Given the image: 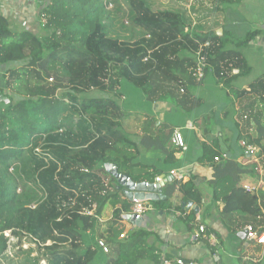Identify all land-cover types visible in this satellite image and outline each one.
<instances>
[{
    "label": "trees",
    "instance_id": "16d2710c",
    "mask_svg": "<svg viewBox=\"0 0 264 264\" xmlns=\"http://www.w3.org/2000/svg\"><path fill=\"white\" fill-rule=\"evenodd\" d=\"M35 1L45 6L41 34L13 29L0 16V65H10L3 91L11 99L0 107V264H164L152 232L140 227L120 238L134 202L123 198L105 165H116L133 182H153L162 170L133 163L129 149H159L172 170L176 160L167 146L173 129L144 136L140 145L131 141L122 129L127 112L120 106L121 85L128 82L150 102L168 99L191 113L205 102L190 90L212 77L231 97L249 102L239 117L255 123L256 137L248 136L246 144L262 149L264 76L238 87L254 71L243 50L257 33L236 40L224 28L228 7L241 0ZM126 22L139 37L118 34ZM94 91L106 96L92 97ZM214 118L211 112L200 119L203 135L211 133ZM201 146L200 163L213 168V201L226 215L252 220L262 233L264 192L258 196L241 185L258 166L217 162V144ZM176 189L175 179L167 183L168 199L151 202L153 207L170 208ZM181 192L183 202L203 206L194 182ZM107 205L113 214L105 232L88 237ZM177 210L190 228L197 224L194 211ZM211 233L206 230L205 241ZM27 241L35 248H25Z\"/></svg>",
    "mask_w": 264,
    "mask_h": 264
},
{
    "label": "crops",
    "instance_id": "0c3cea01",
    "mask_svg": "<svg viewBox=\"0 0 264 264\" xmlns=\"http://www.w3.org/2000/svg\"><path fill=\"white\" fill-rule=\"evenodd\" d=\"M18 1L0 0V16L5 17L8 22L11 21ZM247 1L241 0L240 3L228 7L227 22L224 28L236 40H243L248 34L257 33L256 38L243 50V53L252 63L254 72L261 77L264 76V0H256L255 9L248 5ZM25 18V28L18 27L15 23V25L12 24V28L34 33L41 31L40 17L32 8L27 7ZM220 30L223 31V29ZM8 68L10 66L0 65V92L5 90V74ZM236 72L234 74H237ZM124 83L123 81L121 85L123 99L120 101V106L124 109V101L127 102V111L124 109L127 117L122 120V129L129 139L140 145L144 136L162 135L164 128H171L173 132L175 129H181L188 147L187 151H179L170 140L167 148L174 153L176 160L172 170L165 164L167 155L159 149L140 146L136 154H132L129 149V154L134 156L133 163L148 166L153 170H162L159 176H164V181L172 176V180L175 179L176 182L177 189L170 199V208L167 206L153 207V210L145 213L141 221V228L154 234L152 241L158 248L157 254L161 261L163 263L164 261L173 262L178 258H183L195 260L201 264H264V245L248 240L245 233L248 226L253 227V221L243 216L223 213L224 205L213 201V190L209 185V181L213 178L212 165L202 164L199 161L203 156L201 142L211 145L216 143L220 155L226 156L228 160H234L245 167L256 165L258 171L260 170L258 159L256 158L253 164V159H250L251 154H247L242 146V142L247 143L248 136L256 137L255 123L243 121L239 117L240 110L243 111L250 107L249 102L237 101L230 96L228 88L219 85L214 78L209 77L203 85L190 90L193 97L203 100L205 104L187 113L168 99L150 102L146 96L141 95L139 90L128 88L129 95L137 97L130 101L128 93L123 89ZM246 84H248L246 81H242L238 87ZM258 106L263 113L264 123V110L261 105ZM211 112L215 115L211 133L203 135L200 119ZM254 148L257 150L261 147L255 146ZM260 173L257 177H252L253 175L245 177L241 183L242 186L256 188L254 193L258 196L264 192V177ZM191 181L195 183L203 197V206L193 203L198 208V212H195L197 224L201 223L206 230L212 231L208 238L206 235V241L199 233L200 225L193 224L190 228L191 224L184 220L186 215L177 210L178 207H182L183 203L182 187ZM169 182L171 181L167 183ZM113 183L115 187L121 189L117 180ZM121 194L127 199L122 189ZM112 214L113 208L107 205L100 217L101 222L108 223ZM130 217H127L123 223V233L126 235L140 228L130 220ZM234 230L239 231L235 234ZM141 264L153 263L144 261Z\"/></svg>",
    "mask_w": 264,
    "mask_h": 264
},
{
    "label": "built area",
    "instance_id": "2783aa9c",
    "mask_svg": "<svg viewBox=\"0 0 264 264\" xmlns=\"http://www.w3.org/2000/svg\"><path fill=\"white\" fill-rule=\"evenodd\" d=\"M10 1L15 2L16 0H7V2H10ZM15 7H16V9L14 11L13 17L10 19L11 21H9L11 23V25L15 23V24H17L18 27L23 26L25 28L24 20H26L25 13H26L27 7L32 8V10H34L37 13V15H39V17L41 18V22H42V19L44 17L43 9L45 8V6L41 2H38L35 0H19ZM50 81H52V80H50ZM9 105H11V99L8 96V94H6V91L0 92V107L5 108ZM171 141H172V145L177 150L182 151V152L187 151L188 147H187V144L185 142V138H184V135H183L181 129H175L174 130ZM242 146L246 149V151L249 154L253 153L252 152L253 148L251 146H248L245 142H242ZM227 160H228V158L224 155H219L216 158L217 162H225ZM164 180H165L164 176H157L153 182L147 181L145 183H146L147 187H149L150 185H153L155 189H159L160 185L164 182ZM128 181H131V179L129 178ZM245 189L252 192V193H254L257 190L256 188H250L249 186H245ZM151 210H153V205L151 204V202L142 201V200H135L134 206L132 208L131 216H135L136 217L135 221L140 222V221H142L145 213H147L148 211H151ZM199 233L204 236L206 234V227L203 225H200L199 226ZM245 233H246L248 240L256 241L258 244L264 245V230L261 233L260 229H254L252 226H248L246 228ZM6 235H8V234H6ZM126 237H127L126 234L120 235L121 239H124ZM206 238H208V237H206ZM98 246L100 249L103 250L104 253L108 254L110 252L109 247L106 244V241L104 239H100L98 241ZM164 264H201V263L198 261H195V260H185L183 258H178V259L174 260L173 262L167 261Z\"/></svg>",
    "mask_w": 264,
    "mask_h": 264
},
{
    "label": "water",
    "instance_id": "95a60500",
    "mask_svg": "<svg viewBox=\"0 0 264 264\" xmlns=\"http://www.w3.org/2000/svg\"><path fill=\"white\" fill-rule=\"evenodd\" d=\"M223 31H219V35H222ZM106 172L110 174L112 177H114L119 187L122 189L123 194L125 197L130 200L131 202H134L135 200H142V201H149V202H156L160 200H165L167 197L162 193L163 187L165 183L168 181H172L173 177L169 176L167 181H164L159 189H155L153 185H150L149 187L146 186L145 182L142 183H136L133 181H128L129 177L126 175H122L118 172L116 165L114 164H106L105 165ZM182 208L188 212L194 211L198 212L197 206H195L193 203H182ZM136 217L131 216L130 220L138 227H141V221L136 222ZM242 236H245V234H242ZM239 237H241L239 235ZM244 238V237H242Z\"/></svg>",
    "mask_w": 264,
    "mask_h": 264
},
{
    "label": "rangeland",
    "instance_id": "374dc122",
    "mask_svg": "<svg viewBox=\"0 0 264 264\" xmlns=\"http://www.w3.org/2000/svg\"><path fill=\"white\" fill-rule=\"evenodd\" d=\"M247 4L248 5H251L255 9L256 0H248L247 1ZM256 10L259 11V12H262L259 9H256ZM117 31H118V34H120L123 37L124 36L125 37H131V36H133L134 38H137L141 34V32L138 29H134L132 26L128 25V22H126V27L125 28L120 27V24H119ZM41 33H42V30L39 33H37V34H41ZM8 66H10V65H8ZM257 77H258L257 74L253 71V73L247 79H245L244 81H246L247 83H249V82L255 80ZM128 88H129V90H133V89L134 90H139V89H136L131 84H129L128 82H125L124 85H123V89L127 93L129 91ZM139 91L141 92V95L144 97L145 95L143 94V92L141 90H139ZM128 95H129V93H128ZM91 96L92 97H104V96H106V94L105 93H102V92H99V91H94V92L91 93ZM143 97H142V99H143ZM134 99H137V97H135L134 95H132V97H131L129 95L128 100L133 101ZM126 103L127 102L124 101V104H123L125 111H127V106H126L127 104ZM263 110H264V108H263ZM254 135H255V132H254ZM247 142H248V140H247ZM262 146L264 147V142L262 143ZM252 148H253V150H252L253 153L251 154L250 159H253L252 162L254 164V160L257 158L258 159V162H259V166H260V170L258 171V173L253 174L252 177L259 176V172H261L260 174L264 177V169L262 168V164L264 162V148H262V149L259 148L257 150L254 147H252ZM247 154H249V153L247 152ZM263 188H264V185H263ZM98 222H99V226H97V228L94 231V233H90V235H88V237H90V238L93 237L95 239L96 238L98 239V237L101 236L105 232L108 223H102L100 218L98 219ZM122 233H123V231H122ZM6 234H8L6 236H9V233H6ZM123 234H125V233H123ZM15 240H16V238H15ZM11 241H13V239H11ZM24 247L25 248H29V247L35 248V246H33V245H31L29 243V241H27V245H24ZM34 255H37V253H34ZM41 263H44V262L42 261Z\"/></svg>",
    "mask_w": 264,
    "mask_h": 264
}]
</instances>
